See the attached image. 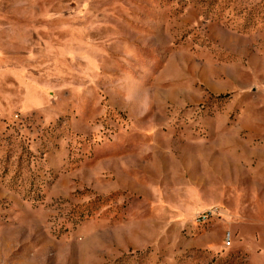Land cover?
<instances>
[{
	"label": "rangeland",
	"instance_id": "rangeland-1",
	"mask_svg": "<svg viewBox=\"0 0 264 264\" xmlns=\"http://www.w3.org/2000/svg\"><path fill=\"white\" fill-rule=\"evenodd\" d=\"M260 256L264 0H0V264Z\"/></svg>",
	"mask_w": 264,
	"mask_h": 264
},
{
	"label": "crops",
	"instance_id": "crops-1",
	"mask_svg": "<svg viewBox=\"0 0 264 264\" xmlns=\"http://www.w3.org/2000/svg\"><path fill=\"white\" fill-rule=\"evenodd\" d=\"M254 264H264V256H260L254 260Z\"/></svg>",
	"mask_w": 264,
	"mask_h": 264
},
{
	"label": "built area",
	"instance_id": "built-area-1",
	"mask_svg": "<svg viewBox=\"0 0 264 264\" xmlns=\"http://www.w3.org/2000/svg\"><path fill=\"white\" fill-rule=\"evenodd\" d=\"M203 218V217H202ZM224 241H225V245L227 246L229 244V236L228 234L226 233L225 236H224Z\"/></svg>",
	"mask_w": 264,
	"mask_h": 264
}]
</instances>
